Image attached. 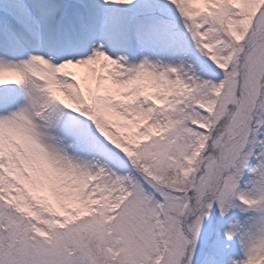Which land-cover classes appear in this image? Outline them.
I'll return each instance as SVG.
<instances>
[{
  "label": "snow or ice",
  "instance_id": "snow-or-ice-1",
  "mask_svg": "<svg viewBox=\"0 0 264 264\" xmlns=\"http://www.w3.org/2000/svg\"><path fill=\"white\" fill-rule=\"evenodd\" d=\"M0 264H264V0H0Z\"/></svg>",
  "mask_w": 264,
  "mask_h": 264
}]
</instances>
